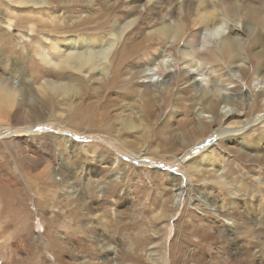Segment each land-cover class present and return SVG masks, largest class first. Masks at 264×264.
Here are the masks:
<instances>
[{
  "label": "rangeland",
  "instance_id": "obj_1",
  "mask_svg": "<svg viewBox=\"0 0 264 264\" xmlns=\"http://www.w3.org/2000/svg\"><path fill=\"white\" fill-rule=\"evenodd\" d=\"M228 7L225 26L238 29L232 37L240 40L237 65L245 72L241 77L220 58L213 74H195L201 86L192 89L182 50L198 65L203 60L184 37ZM257 15L264 12L255 0H0V90L8 97L0 107V264H264V94L254 73L256 59L264 61V28ZM37 19L64 26L62 34L38 27ZM176 26L180 38H166ZM118 31L104 63L98 55L86 57L80 71L54 65L68 51H53L64 39L87 56ZM133 47L104 91L111 57ZM146 70L154 74L151 85L139 76ZM11 75L15 86L40 93L36 102L8 95L11 83L3 82ZM202 86L243 93L235 98L239 107L219 104L220 117L234 113L222 126L202 107ZM182 125L191 141L205 137L182 152L189 136L182 142L176 135L166 149L161 134ZM213 125L220 128L209 134ZM250 130L243 140L252 157H238L230 139ZM64 169L75 177L64 178Z\"/></svg>",
  "mask_w": 264,
  "mask_h": 264
},
{
  "label": "bare ground",
  "instance_id": "obj_2",
  "mask_svg": "<svg viewBox=\"0 0 264 264\" xmlns=\"http://www.w3.org/2000/svg\"><path fill=\"white\" fill-rule=\"evenodd\" d=\"M255 1H259L260 2V7H261V9H263V12H264V0H255ZM61 2H63V1H61ZM66 2H63V3H66ZM19 3H23V2L19 1ZM194 7H195V5H194ZM196 8H198V7H196ZM227 12L228 13L230 12V14H231V12H233V11H231L230 8L228 7V9L225 10L224 13H218V18L215 21L210 19V23L208 21L209 24L207 23L206 27H204L203 29L199 28L196 31H194L193 35L191 36V38L189 40L186 41V38L184 37L185 43H188V45L192 44L193 42L195 43V45L192 46L193 47L192 49H193V52H194V58L197 57L198 59H202L203 60V62L200 63V65H198L197 62L193 61V59H190V58L188 59L187 54H185V53L183 54V50H182V55H181L180 61H181V64L184 65L187 68L186 72H187V74L189 76L188 83H189V85L191 86L192 89H194L195 86H201V85H199V83L195 79V74H197V76H198V74L199 75H206L207 73L210 74V75L213 74L214 71H213L212 65L216 64L220 60V58H223L224 60H226V62H228L231 65L232 69H235L238 73H240V76L241 75L243 76V74L245 72L244 68L241 65H237V63H241V60L243 59L241 56H239V53H238L240 40L235 35H234V37H232V35L235 34L238 29L234 25H230L229 28H227L225 26V21L226 20H224V17H226ZM260 14H262V13H260ZM207 15H203V17H201L202 18L201 21L205 22L207 20V17H208ZM27 19L28 18L25 16L20 21L27 20ZM90 20L91 19H88V21H90ZM96 21H97L98 25H96L94 28L95 29H100L102 27L101 22L99 20H96ZM94 22L95 21H93L91 23H94ZM37 24H38V27L43 28V29H47V28H50V27L51 28H55L54 31L57 32L58 34H62V31H60L59 28L64 27V26L57 25V22L56 23H52V24H47V23L45 24V23L42 22L41 19H37ZM256 24H257V27L260 28V30L264 28V15L261 16L260 18L258 16ZM168 29H170V28H168ZM225 31H226V33H224ZM261 31H263V30H261ZM119 32L120 31H118V33ZM170 32H171V34L169 36H167L166 38H171V39L174 40V39L180 38V35H181L182 31H181L180 27L176 26L172 30L170 29ZM63 33H66V31H63ZM221 33H224V34L220 36ZM166 34H167V32H166ZM119 35H120V33L118 35H115V38L112 39V41H110L109 43H106L104 45H99L100 48L96 51V54L94 52H92L91 50H89L87 56H82L80 53H78V51L75 50V48H73L72 46H69V45H71V41L67 40L68 38L64 39L63 43L59 44V46L58 45H56L54 47L52 46L53 47V51L55 52V54L57 53V51L58 52L61 51L60 50L61 48L62 49L65 48V49H63V51L68 50L66 52V54H64L65 53L64 52L63 55H62L65 58L61 59V58H58V55H56L55 58L58 61V63L54 64V65L58 66L60 69H62L63 67H68V68H71V69H73L75 71H80L82 69V67L85 65V63L90 61V60H87L86 57H90V59H92V58H97L98 55H99L98 62L101 61L102 63H104L105 56L109 53V51L111 50V48L114 45V42H116L117 39H118L117 36H119ZM217 38L220 39V40L217 41ZM145 41L147 42V40H145ZM198 42L201 43L199 46L196 45ZM135 47L138 48L137 51H136V54H137L141 50V44L136 45ZM135 47H133L130 51L126 50L127 48L126 49H122V50L118 51L117 53H115L111 57V59L109 61V65H111L110 74H111L112 78L109 77L107 80H105V82H103L104 91H105V89H112L113 88L114 79L117 78L120 75V68H121L122 64L125 62V59L128 57V55L132 54L133 51H135ZM184 48L187 49L186 45H184ZM69 50H75V51L69 52ZM86 53H87V51H86ZM56 60H55V63H56ZM256 60H257V65L254 66V73L256 75V79L258 80V83L261 85V87H260L261 93L260 92L258 93L259 95H261V94H264V61L261 60V62L259 63L258 58ZM45 61L48 64L51 63L46 58L44 59V62ZM192 62H194V63L192 64ZM95 65H97V64L94 63V66ZM192 69H194V70H192ZM50 71L53 72V69H50ZM171 71L172 70L170 68L168 70H163L164 73L161 74V76L164 74V77L162 79L163 83H167L170 80ZM236 71H234V72H236ZM138 73H139V76L143 77V79H144L143 83H145V84L151 85L155 81L153 79L154 74L150 73V70H146V73H144V71H139ZM52 74L53 73H51L49 76H53ZM54 75H57V74H54ZM10 79H11L10 80L11 82L10 81L3 82L4 85H8L9 83H11L8 95L9 94L18 95V96L21 97L20 99H25V100L26 99H31V97L33 96L34 98H32V99L34 101L37 100V97L39 96L40 93L39 94L33 93V91H32L30 86H28V88L25 89V90L21 89L22 87L20 88L19 86H15L16 83L14 84L13 81L15 79H17V78L12 76V75L10 76ZM110 79H112V80L109 81ZM215 81H216L215 78H212L210 80V83L212 84ZM157 82H159L158 79H156V83ZM214 84H216V83H214ZM227 86H225V93L222 94V95L219 93L218 90L217 91H209L208 88L205 87V86L204 87L202 86L203 89L201 91H199L200 89H198V91H197V93L199 92V100L202 103V107L206 111H208V112H210L212 114L213 118H215L214 119V121H215L214 124L216 125V123H218L217 124L218 126H222L223 122L225 121V119H227V117H229L230 115L232 116L234 114L233 112H229L228 110H224V113H222V115L220 117L218 115V113H217V110H216V109L219 108V104L223 103L224 104V108H225V106L232 105V104L236 105L237 107H239L240 105L238 103H236V99L235 98L238 97V96L241 98L243 96V93L241 91L240 92H236L234 89H232V87L230 88V87H227ZM46 91H47L46 88H44L43 92H46ZM43 92H41V93H43ZM68 92H66V95H67ZM6 94H7L6 93V89L4 87H2L1 90H0V107L3 106L6 98H8V97H5ZM18 96H17V98H18ZM42 96L45 97L47 100L53 98V97L50 96V94H46V93L43 94ZM247 97H248V95H247ZM14 98H16V97H14ZM252 101H253V98H252ZM103 104H106V103H103ZM150 108H151L150 106H149V108L147 107L146 112L151 113ZM40 119H41L40 117H37V118H34L33 120H35L36 121L35 124H37V123H39ZM76 119H78V118H76ZM78 120H83V119H78ZM35 124L32 123V125H35ZM237 124H240V123L239 122L236 123V124L232 123V124L226 125V126L237 125ZM219 128L220 127L215 129L214 125L212 127H209L208 128L209 129L208 130L209 134L212 133V132L217 131ZM187 130L188 129L186 127H183V125H182V126L179 127V131L176 134H172L169 137L161 134V140H163L166 149H169V146L171 145V139L173 137H175L176 135H179L180 140L183 139V134L184 133H185L184 135L189 136V140H187L188 142H186L184 144L182 143V145L180 147V151H182V152H183V149L188 148L189 146L194 144L195 141H198V140H200V139L205 137V135H201L200 134L197 137L193 136V140L194 141H191L190 140V136H192L193 134H191V132L187 131ZM231 132L232 131L229 130V129H224L222 132H220V134H222V135L226 134L227 136H229L228 134L231 133ZM192 133H194V132H192ZM250 133H251V130L248 133H245L244 136H241V137H238V138H235V139H232V140L230 139V141L232 142L230 144H232V145H231V147H228V149L233 148L231 150L236 152V155H238V157L241 156L242 158H245V159L252 157V154L249 151L250 150L249 141L247 142V141L243 140L244 137L251 135ZM241 134H243V133H241ZM230 136H232V135L230 134ZM184 137H186V136H184ZM251 140L254 142V141L257 140V138H255L254 140L253 139H251ZM182 142H183V140H182ZM202 143H203V145H201V147H206L208 142L207 141H203ZM176 151H178V150H176ZM82 167H81V171H83ZM64 171L66 173V175H64V178L65 177H67V178L75 177L74 176L75 173L74 172H70L69 169H64ZM46 172H44L43 174H46ZM121 175H122V172H121L120 164L116 163L115 167L113 169L112 176L115 178V181H117L118 176H119V179H120ZM171 178L174 180L173 177H171ZM196 178L197 177H194L193 179H196ZM212 179H214V178H212ZM197 180H198V178H197ZM218 183H219V181H218ZM173 198H175V197H173ZM173 198L171 200L172 204L174 203V199ZM170 258H171V256H170ZM176 262H177V260H176ZM176 262H172V263L175 264Z\"/></svg>",
  "mask_w": 264,
  "mask_h": 264
}]
</instances>
